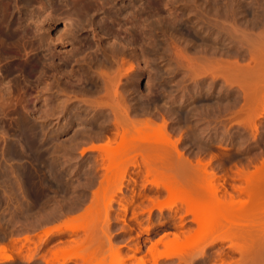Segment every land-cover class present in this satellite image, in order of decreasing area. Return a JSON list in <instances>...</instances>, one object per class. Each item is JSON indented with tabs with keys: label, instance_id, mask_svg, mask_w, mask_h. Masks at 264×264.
I'll list each match as a JSON object with an SVG mask.
<instances>
[{
	"label": "rangeland",
	"instance_id": "rangeland-1",
	"mask_svg": "<svg viewBox=\"0 0 264 264\" xmlns=\"http://www.w3.org/2000/svg\"><path fill=\"white\" fill-rule=\"evenodd\" d=\"M8 1L0 27V151L22 153L10 163L30 172L43 195L35 200L34 187L24 179L19 185L5 165L11 180L0 179V247L14 259L0 264H264L261 216H226L221 229L187 246L197 228L192 215L156 185L162 171L175 174L177 159L166 164L156 159L161 152L140 146L163 173L154 170L153 180L144 176L139 146L120 156L100 148L120 122L160 147L150 140L152 127L165 122L178 151L194 165L211 162L233 192L238 171L264 161V115L253 134L241 114L244 83L264 87V0H111L107 8L126 10L115 25L103 10L77 25L47 0ZM250 51L260 53L258 70ZM23 119L32 128L27 136L47 150L50 172L37 148L20 145Z\"/></svg>",
	"mask_w": 264,
	"mask_h": 264
},
{
	"label": "bare ground",
	"instance_id": "bare-ground-1",
	"mask_svg": "<svg viewBox=\"0 0 264 264\" xmlns=\"http://www.w3.org/2000/svg\"><path fill=\"white\" fill-rule=\"evenodd\" d=\"M32 1H34L36 3L45 2V0H27L26 2L30 3ZM46 2L49 4V6L55 7L57 11L65 10L63 12V14H66L67 17H75L77 20V25L84 24L87 21L86 20L87 18H89L91 15H93L95 13H97V14L100 13L101 10H103L102 14L105 16V18L107 20L112 21L113 25L120 24L123 21L122 18L124 19L123 14L126 11L125 9L113 10L112 7L107 8L108 6L111 5V0H47ZM10 6L11 5H10V2L8 0H0V27L4 24L6 25L8 22L7 19L9 16L8 13L10 10ZM104 25H106V23ZM110 28H112V27H110ZM243 38L246 39V41L244 40L245 42H247V41L251 42V39L247 35H244ZM247 39H249L250 41ZM250 52H251V54H250L251 60L254 64V66L251 69H253L254 71L258 70V67L260 66V63H261L260 58H259L260 53L256 52V51H254V52L250 51ZM233 68L239 72L240 71L242 72L244 70V67H242L238 64H237V66L235 65ZM243 86H244L243 88H244V92H245L246 106H245V110H243L241 113L243 115L242 117H244L243 118L244 121L242 123L244 124L243 127L246 126V129L247 128L250 129V131L254 132L253 134H255V132L257 133V130H258L257 120H258V118L263 117V115H264V91L261 92V90L264 89V87L259 86L256 83H246V82L244 83ZM118 114H119L118 112L117 113L115 112L117 122L120 120V118L119 119L117 118L119 116ZM238 115H240V112ZM148 122L150 123L152 121H148ZM153 124H155V122L152 123V125L150 124L151 127L154 126ZM19 125L21 127V137L18 140L20 145L22 144V145H24V147L31 149V150H34L37 148V151L35 153H37L38 159L44 160V162L48 166L49 172H50L53 169V167L50 165V163L47 164V162H46L49 160L47 158L48 156H46L47 150L43 151L41 149L42 143H41V141H39V139L37 137L30 138L27 136V130H31L32 128L30 125L25 123L24 119L22 121H20ZM116 125H118V124H116ZM119 125L118 126L120 129H118V126H116L117 133H116V136L113 138V140H110L107 144L103 145V147L99 146L100 148H103V149H101V151H103V150H105L103 152L110 151L111 155L116 156V155H119V153L120 154L123 153V151L126 148H128V146L130 144H132V145L134 144L135 148H133L131 146L134 150H136V148L138 146H139V148H140V146L144 148V145L147 144L145 147H146L147 151L150 150L149 153H151V155L155 154L154 152H157V151H158L157 153H160V152L162 153L163 156L161 154L157 155V153H156L157 157L161 156L158 158L156 157L157 160L161 159L163 157L164 159H162V160L165 161L166 164H169L171 162L172 158L177 159V162L179 165H178V168L175 170V174H173V175L169 174V173H167L169 170L164 169L166 172L162 171L164 174L161 173V174H163V175H161L160 174L161 171L159 170V172H157L158 170L155 169L156 167L151 164V163L154 164V162L151 161L150 154L146 150L144 151V149L140 148L141 152L144 151L146 153L145 154L143 152L145 160L143 162H142V159L139 160V162L141 161V163L144 165L145 171L148 172V173L146 172L144 176L146 177L147 174L149 175L154 170H156V171H154V172H157L156 177L160 178L162 176L163 181L161 182L160 185L157 184L156 181H153V182H155L157 186L163 187V189L167 193L166 194L167 197L172 202H175V203L180 202L181 204H183L186 207L187 212L190 215H192L193 222L196 223V225H197V228L192 232L193 234L186 236V239L188 242V243H186L187 246H189L190 241L193 242L190 244V245H192V244H194V242H197V241H200L201 239H203L206 235L211 233V231L221 229L223 227L222 219L226 218V216L229 217V215H231L233 217L244 216V217H248V218H255L257 216H261L262 220L264 221V218H263L264 217V161L261 162V165L256 166L254 168L255 169L254 171L250 172V171H245L244 169H240L238 171L237 175L235 177H233V180H235V181L239 180L240 183L238 184V186L232 185L233 192H229V190L226 186L227 183L229 184V182H228L229 178H226L225 176L217 175L218 174L216 172L217 169L215 166H213L211 164V162L202 163L201 161H199V162H197V164L194 165L191 161H189L187 158H185L183 156V154H181L178 151L177 145L175 143H172V140H171L172 137H171L170 133H168V131H167V126H166L165 122H164V124H162V126L157 127V123H156L155 127H152L154 130V135L152 136L153 138H151L150 140H152V139H157V141L159 140L160 147L153 146L155 141L153 144L148 143V141H146V143H145L146 137H143V138L139 137V135L140 136L143 135V134H141L142 132H140L139 134L136 132V134L138 136L135 133L133 135L132 132L130 134L126 131L128 129L126 127H124L125 125H123V123L120 122ZM142 127H143V125H142ZM144 128L145 129L147 128L146 125L144 126ZM121 129H125V130H123L124 132H121L122 131ZM118 130L119 131L121 130L120 131L121 133ZM135 139L138 141H133ZM150 140H149V142H150ZM141 141H143L144 143ZM136 144H138V145H136ZM148 145H150V146H148ZM150 147L152 149H150ZM100 148L97 149L94 146V148L92 147L91 150H93V149L94 150H100ZM139 148H137V149H139ZM221 149H222V147H221ZM226 149L223 148V150H226ZM154 150H156V151H154ZM126 151H127V156H128V153L130 150L127 149ZM126 151H125V153H126ZM134 152L135 151L131 150L130 154H133ZM147 154H149L148 157L150 156L149 158H150L151 163H150V161H148L149 159H146ZM156 155H154V157ZM17 156L22 157V153L12 154L10 152V147L7 149H2V151H0V179L2 178L3 180L5 179L6 181H10L11 180V173H13L12 178L14 176L15 177L14 180L15 179L18 180L17 181L18 183H19V181H22V179H24L23 181H25V183L24 182L23 183H24L25 187H26V184H27V186L31 185L34 187V189L32 188V197H35V200H36V198H39L41 196V194L43 195V191H42L43 189L41 190L40 189L41 187H39V190L36 188L39 185H37L34 182V180H33L34 176L32 177V174L30 172H28L25 175L22 172H21V174H19V170L21 169V167L18 168L16 166H14V164L10 163V162H12V159L14 157H17ZM119 156H117V157H119ZM117 157H115V158H117ZM152 160H153V157H152ZM163 161H161V163H163ZM136 162L138 163V161H136ZM137 163L134 162L133 164L132 163L131 164L133 166L137 167L139 164V163L138 164ZM155 163H157V162H155ZM7 164L12 167L11 173L7 172V171H9V169L6 170L5 165H7ZM164 165H165V163H163V166ZM140 167L142 168V166H140ZM9 173H10V176H9ZM158 173L161 176H158L159 175ZM150 177H154V176L149 175V179H150ZM158 178L154 177L153 180L158 179ZM145 179L147 180V178H145ZM148 180L146 182H148ZM233 180H232V183H233ZM20 184H22V183H19V185ZM48 187H49V185H48ZM30 188H29V191H31ZM22 189L24 190V188H22ZM27 190L26 189L24 190V196H25V192L27 193ZM225 190L227 191V193L224 194L223 192ZM29 193H31V192H29ZM221 193H222V195L220 196ZM41 199L42 198L40 197V200ZM211 199L214 200L212 205L207 204V202L210 201ZM37 205H38V203H37ZM68 227L71 230L70 232H74L72 230L77 231L76 227H75V229H73L74 226L68 225ZM63 229L60 228L59 233H61L60 232L61 230L63 233V231H65ZM56 231H58V230H56ZM44 233H45L44 234L45 236H50L49 235L50 231H46ZM50 234L52 235L53 232L51 231ZM25 240L28 241L29 238H26ZM15 242H16V240H15ZM11 244L10 245H11L12 249H14V247L16 246L15 243L12 242ZM166 244H167V247H169V248H172L173 246L176 247V245L179 244V240L176 238L174 241L173 240L171 242L169 241V243H166ZM7 248L5 246L0 247V253L1 252L4 253L3 255L1 254L2 257L0 258V263L2 261L3 262H7V261L9 262V261H12L14 259L11 255L6 253ZM21 248L17 249L18 254H20L19 252H21V250H22ZM173 249H174V247H173ZM170 253L174 254L175 252H170ZM116 254L120 255V253H118V252ZM173 254H171V255L168 254V255H166V257H171V256L173 257L174 256ZM119 255L116 257L119 258ZM164 257H165V254H164Z\"/></svg>",
	"mask_w": 264,
	"mask_h": 264
}]
</instances>
